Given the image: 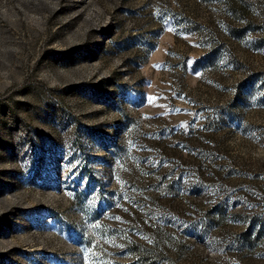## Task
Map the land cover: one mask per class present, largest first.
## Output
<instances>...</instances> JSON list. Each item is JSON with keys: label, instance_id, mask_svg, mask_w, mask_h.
<instances>
[{"label": "rangeland", "instance_id": "1", "mask_svg": "<svg viewBox=\"0 0 264 264\" xmlns=\"http://www.w3.org/2000/svg\"><path fill=\"white\" fill-rule=\"evenodd\" d=\"M0 264H264V0H0Z\"/></svg>", "mask_w": 264, "mask_h": 264}, {"label": "trees", "instance_id": "2", "mask_svg": "<svg viewBox=\"0 0 264 264\" xmlns=\"http://www.w3.org/2000/svg\"><path fill=\"white\" fill-rule=\"evenodd\" d=\"M112 144H115V142L111 141Z\"/></svg>", "mask_w": 264, "mask_h": 264}]
</instances>
